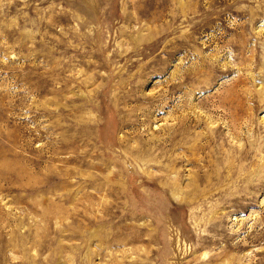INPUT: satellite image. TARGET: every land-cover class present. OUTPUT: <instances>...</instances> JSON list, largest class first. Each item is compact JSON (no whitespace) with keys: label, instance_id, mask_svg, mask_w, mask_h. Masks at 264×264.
I'll return each mask as SVG.
<instances>
[{"label":"rangeland","instance_id":"374dc122","mask_svg":"<svg viewBox=\"0 0 264 264\" xmlns=\"http://www.w3.org/2000/svg\"><path fill=\"white\" fill-rule=\"evenodd\" d=\"M0 264H264V0H0Z\"/></svg>","mask_w":264,"mask_h":264}]
</instances>
